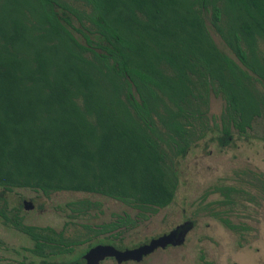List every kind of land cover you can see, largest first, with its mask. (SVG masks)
<instances>
[{
  "label": "trees",
  "instance_id": "1",
  "mask_svg": "<svg viewBox=\"0 0 264 264\" xmlns=\"http://www.w3.org/2000/svg\"><path fill=\"white\" fill-rule=\"evenodd\" d=\"M260 43L264 0H0V189L100 195L141 218L170 206L178 185L170 157L201 139L194 127L210 94L225 102L220 147L264 111ZM222 193L227 200L238 189ZM15 225L40 264L81 263L97 244L126 249L112 222L105 229L119 244L95 235L59 262L76 242Z\"/></svg>",
  "mask_w": 264,
  "mask_h": 264
},
{
  "label": "rangeland",
  "instance_id": "2",
  "mask_svg": "<svg viewBox=\"0 0 264 264\" xmlns=\"http://www.w3.org/2000/svg\"><path fill=\"white\" fill-rule=\"evenodd\" d=\"M206 24L218 48L232 56L210 27L208 17ZM259 51L264 54V43L259 44ZM226 119L225 102L210 94L208 106L194 127L195 136L201 139L184 156L170 157L178 178L172 204L147 218L100 195L58 192L44 196L28 189H0V264L41 262L30 253L33 242L15 225L17 220L24 226L52 228L62 232L66 241L76 242L71 254L57 259L70 263L93 242V236L114 235V230L105 228L125 216L129 222L121 224L120 231L126 248L148 242L185 222L193 224L181 246L157 250L137 264H264V111L246 135L231 129V143L220 147L218 137ZM228 186L237 188L238 193L225 200L222 190ZM23 201L31 202L33 209L25 211ZM215 213L246 229H226Z\"/></svg>",
  "mask_w": 264,
  "mask_h": 264
},
{
  "label": "water",
  "instance_id": "3",
  "mask_svg": "<svg viewBox=\"0 0 264 264\" xmlns=\"http://www.w3.org/2000/svg\"><path fill=\"white\" fill-rule=\"evenodd\" d=\"M24 209L31 210V202L24 201ZM192 226L186 222L172 231L157 238L151 239L148 243L131 249L118 250L111 245H96L90 248L81 257V263L76 264H101L105 259L112 258L117 264L125 262H141L144 258L156 250H164L168 246L178 247L185 241V236Z\"/></svg>",
  "mask_w": 264,
  "mask_h": 264
},
{
  "label": "flooded vegetation",
  "instance_id": "4",
  "mask_svg": "<svg viewBox=\"0 0 264 264\" xmlns=\"http://www.w3.org/2000/svg\"><path fill=\"white\" fill-rule=\"evenodd\" d=\"M32 206H33V205H32ZM22 207H23V209H24V207H25V206H24V201L22 202ZM32 209H33V207H32ZM32 209H31V210H32ZM24 210H25V209H24ZM25 211H27V210H25ZM28 211H30V210H28ZM121 218H122V217H121ZM113 222H114L115 225L118 224V225H119V229H118V230H121V229H120V228H121L120 225H121L122 223H120L119 220H117V221H113ZM111 223H112V222H111ZM111 223H110V224H111ZM185 223H186V222H185ZM188 223H189L191 226L193 225L192 222H188ZM110 224H109V225H110ZM183 224H184V223H183ZM181 225H182V224H181ZM179 226H180V225H179ZM177 227H178V226H177ZM192 227H193V226H192ZM174 229H175V228H174ZM171 231H172V230H171ZM188 232H189V231H188ZM188 232H187V234H188ZM113 233H115V232H113ZM110 234H111V232H108V236H109V237L101 236V235H97V237L108 238L110 241H113V240H114V242L117 241V240L119 239V238H118V239H115V238H117V237H114L115 234H114V235L111 234L112 236H111ZM187 234H186V236H187ZM186 236H185V239H186ZM120 237H121V236H120ZM158 237H159V236H158ZM155 238H157V237H155ZM152 239H153V238H152ZM150 240H151V239H150ZM150 240H149V241H150ZM149 241H148V242H149ZM148 242H145V243H148ZM115 243H116V242H115ZM145 243H142V244H145ZM116 244H117V243H116ZM142 244H140V245H142ZM97 245H108V244H97ZM95 246H96V245H95ZM111 246H112V245H111ZM138 246H139V245H138ZM138 246H136V247H138ZM93 247H94V246H93ZM113 247H115V246H113ZM169 247H171V246H168L167 248H169ZM91 248H92V247H91ZM115 248H116V247H115ZM133 248H135V247H133ZM167 248H165V249H167ZM116 249H118V248H116ZM126 249H131V248H126ZM165 249H164V250H165ZM88 250H89V249H88ZM88 250H87V251H88ZM118 250H119V249H118ZM156 251H157V250H156ZM156 251H155V252H156ZM155 252H154V253H155ZM84 254H85V253H84ZM84 254H83V255H84ZM152 254H153V253H152ZM152 254H151V255H152ZM149 256H150V255H149ZM147 257H148V256H147ZM147 257H146V258H147ZM144 259H145V258H144ZM144 259H143V260H144ZM107 260H113V261H115L114 259L109 258V259H105L103 262H105V261H107ZM143 260H142V261H143ZM142 261H141V262H142ZM103 262H102V263H103ZM115 262H116V261H115ZM141 262H139V263H141ZM102 263H101V264H102ZM127 263H136V262H125V263H122V264H127ZM73 264H76V263H73ZM116 264H117V263H116ZM136 264H137V263H136Z\"/></svg>",
  "mask_w": 264,
  "mask_h": 264
}]
</instances>
